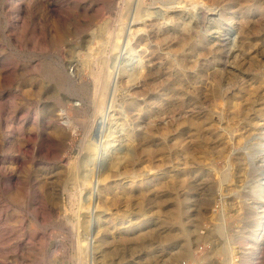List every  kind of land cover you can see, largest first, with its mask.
Returning <instances> with one entry per match:
<instances>
[{
    "label": "rangeland",
    "instance_id": "rangeland-1",
    "mask_svg": "<svg viewBox=\"0 0 264 264\" xmlns=\"http://www.w3.org/2000/svg\"><path fill=\"white\" fill-rule=\"evenodd\" d=\"M140 1L158 24L126 22L105 60L113 104L71 132L63 110L84 106L60 79L78 83L80 67L87 80L91 36L114 27L122 0H0V264H79L76 238L86 264H226L223 245L230 264H264V0ZM147 68L148 88L127 77ZM175 146L202 164L177 175Z\"/></svg>",
    "mask_w": 264,
    "mask_h": 264
},
{
    "label": "bare ground",
    "instance_id": "bare-ground-1",
    "mask_svg": "<svg viewBox=\"0 0 264 264\" xmlns=\"http://www.w3.org/2000/svg\"><path fill=\"white\" fill-rule=\"evenodd\" d=\"M133 1L134 0H122V5L121 7L118 8L117 11V16L114 18L115 20V24L113 25L114 27L112 28H108L107 25L106 27H101L102 23H99V26L97 27V30L92 34V38L95 39L98 43L97 46L95 45V48H92V46H90V42L88 43V47L87 50L89 51V53H87L86 57L82 59L81 62V67L85 68L86 73L85 76H87V80L84 78H82V71H80V67L76 68L75 70V75L76 78L79 80V82H76V79H72L71 76H65L62 75L61 77V85H62V89L64 91V93H68L69 90H72V93L76 94L79 96V99L81 101V103L84 106V110H80L77 108H74L73 111V115H68L65 111V109L63 110L66 114V120H63L62 122L63 124V129H69L71 132H74L75 129L77 127H85L90 126V122L91 120H89L85 115H87V111L91 110V112L93 111V115L95 116L92 120L96 119L97 116H101L104 115L107 112V109L109 107H111V105L113 104L112 102L115 99V94H117V86H116V79L114 77V73H113V67H110L109 63L108 65H105V60L108 56V52L110 55V51L114 48H117V44L121 41V37L125 35V29L124 26L126 24V22H129L134 24L135 22L137 23V21H141V27L144 30L149 29V28H153L154 26H156V24H158L157 20L154 18V14H152V12L149 11H145L142 7H141V1L137 0L135 6L133 7ZM177 1V0H176ZM179 1V0H178ZM177 1V2H178ZM183 1V0H182ZM181 1V2H182ZM202 1V0H201ZM180 2V1H179ZM178 2V3H179ZM184 3V2H183ZM201 3V2H200ZM186 4V3H185ZM184 4V5H185ZM193 4V3H192ZM119 5V3H118ZM176 5V4H175ZM158 6V5H157ZM161 9V8H160ZM162 10V9H161ZM145 11V12H144ZM154 12V11H153ZM158 11L155 12V14ZM161 12V11H160ZM160 12L158 13L160 15ZM167 12V11H166ZM144 15H146V18H142ZM131 16V19H130ZM152 18H151V17ZM156 16V15H155ZM158 16V15H157ZM163 18V17H162ZM130 19V20H129ZM170 22H172V24H176L175 21V16H171L169 17ZM203 21V20H202ZM202 23V22H201ZM131 24V25H132ZM104 25V24H103ZM131 27V26H130ZM140 32V31H139ZM136 33V32H135ZM138 33V31H137ZM130 35V34H129ZM128 35V36H129ZM181 38L182 41H186V35L184 33H181ZM127 36V37H128ZM172 34L170 33H166L165 31L158 34V36L153 39L154 44L153 45H149L145 44V46L148 48V57L149 58H153L155 53H156V47L161 46L162 44H166L167 42H169L171 40ZM91 41V38H90ZM84 44V43H83ZM130 44V43H129ZM120 45V44H119ZM94 46V45H93ZM116 46V47H115ZM130 46V45H129ZM171 50V49H170ZM87 51V52H88ZM109 57V56H108ZM111 58V56H110ZM117 59V58H116ZM112 59H110L109 61H111ZM140 61V60H139ZM108 62V61H107ZM115 62V61H114ZM111 63V62H110ZM77 65V63H76ZM129 67V66H128ZM127 68V67H126ZM113 69V70H112ZM121 69V68H120ZM119 69V70H120ZM125 69V68H123ZM134 69V68H133ZM137 69V68H136ZM151 68H147L146 72L144 74H141V72L138 71H132L133 73L130 74L129 76H127L128 78H130V80L135 81L138 76H142L144 78V82L142 83V86H145L146 88L150 87V85L152 84L151 81H154V79L151 78L152 76V72H151ZM84 71V72H85ZM122 71V70H121ZM117 72V71H116ZM120 73V72H118ZM122 73V72H121ZM84 74V73H83ZM129 74V72H128ZM116 75V74H115ZM120 75V74H119ZM84 77V76H83ZM128 83V81L126 82ZM129 84V83H128ZM215 86H216V90L220 89L221 86V80L220 79H216L215 80ZM168 113V115L170 117L174 116V108H173V104H170L167 109L165 111H163V113ZM92 113H90L91 116ZM160 114V113H158ZM157 114V115H158ZM93 117V116H92ZM98 119V117H97ZM87 120H89L90 122L87 124ZM97 121V120H96ZM150 121V123H149ZM147 124V130H155L157 133H163V129L161 126H159L156 121L154 120V118H150ZM187 121L190 122V120L188 119ZM87 128V127H86ZM92 128V126H90V129ZM62 129V130H63ZM89 129V131H90ZM64 131V130H63ZM68 131V130H66ZM65 131V132H66ZM86 131V130H85ZM89 133V132H88ZM117 133V132H116ZM86 134V133H85ZM84 134V135H85ZM128 135V134H127ZM130 138V137H129ZM87 139V138H86ZM83 142V140H82ZM113 142V141H112ZM107 143V142H106ZM82 143H80L81 145ZM130 144V143H129ZM126 145V143H125ZM82 149L86 151V155L85 157H89L92 154H94V149L91 142H87L84 141L83 145H81ZM106 146V145H105ZM103 148V147H102ZM106 149V148H105ZM129 149V148H128ZM107 150V149H106ZM81 151V150H80ZM97 150H95V154ZM129 151V150H128ZM104 151H101V156L102 154H104ZM114 152V151H113ZM134 152V149H133ZM126 153V152H125ZM118 155V154H117ZM106 156V154L104 155V157ZM112 157V155L110 156ZM109 157V158H110ZM117 157V156H115ZM127 157V156H126ZM129 157V156H128ZM83 160V159H82ZM110 160V159H109ZM118 160L119 157L117 158V160L115 161L114 158L112 160L111 158V165L108 168V171H103L102 174H104L102 176V180L106 179L107 175L109 176V172L113 171V168L115 167V163L117 162L118 164ZM203 160V159H202ZM81 161V160H80ZM79 163V162H77ZM173 163H174V168L176 170V174H184L185 176L191 171V168L193 167L194 163H197L196 165H201V161L200 159H195L193 157V153H192V149L190 148H180L175 146L173 148ZM109 164V163H108ZM78 165V164H77ZM87 166V165H86ZM78 167V166H77ZM80 167V166H79ZM83 167V166H82ZM117 167V166H116ZM69 169H71L69 167ZM68 169V171H70ZM74 169V168H72ZM71 169V170H72ZM107 168H105L106 170ZM78 171V169L73 170L72 172H70L68 174L67 177V183L69 185H71V187L73 188L74 186H76V182L79 180H76V172ZM67 173V172H66ZM80 174V173H79ZM93 174V173H92ZM66 176V175H65ZM79 176H77L78 178ZM66 178V177H65ZM86 180V179H85ZM65 181V182H66ZM80 182V181H78ZM82 182V181H81ZM64 183V182H63ZM65 184V183H64ZM68 185V186H69ZM67 186V187H68ZM80 186V185H79ZM69 188V187H68ZM71 189V188H70ZM74 190V189H73ZM69 192H71V190H68ZM86 199V198H85ZM237 219V218H236ZM77 221V220H76ZM75 221V222H76ZM67 223V222H66ZM71 222H69L70 225ZM83 224V223H82ZM79 225V224H78ZM67 226V225H66ZM84 228V227H83ZM82 228V229H83ZM220 227L218 226V231H220L221 229H219ZM86 233L85 234H90L88 231V227L85 228ZM217 231V232H218ZM73 232H75L73 230ZM81 232V231H80ZM84 232V231H83ZM77 233V231H76ZM75 234V233H73ZM219 234V233H218ZM84 235V234H83ZM76 236V235H75ZM85 236V235H84ZM87 237V236H85ZM85 239V238H84ZM74 241V240H73ZM82 240L80 238H76V243H75V250L77 251L76 254L79 255V253H83L82 255L80 254V256L83 257V255L85 256L84 261L82 260V257H78L77 255L73 254L74 256H77V260H79V264H86V255L88 253H86V245L83 243L81 244ZM228 242V241H227ZM87 243V242H86ZM84 245V246H83ZM90 246V245H89ZM219 246V244L217 245V247ZM224 246V245H223ZM221 247L222 252L226 254H229L230 256V249L226 246ZM220 247V246H219ZM218 250V248H215ZM233 249V248H232ZM93 254V253H92ZM232 255V254H231ZM89 256V254H88ZM93 255H91L92 257ZM229 256L227 257L226 264H230ZM242 256V255H241ZM247 256V255H246ZM90 257V256H89ZM256 257V255H255ZM243 258V257H242ZM254 259V258H253ZM241 261V260H240ZM239 261V262H240ZM236 262V260H235ZM252 262L244 259L243 261H241V264H251Z\"/></svg>",
    "mask_w": 264,
    "mask_h": 264
}]
</instances>
